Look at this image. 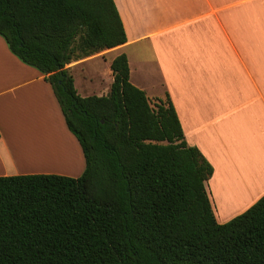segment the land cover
<instances>
[{
    "label": "trees",
    "instance_id": "obj_1",
    "mask_svg": "<svg viewBox=\"0 0 264 264\" xmlns=\"http://www.w3.org/2000/svg\"><path fill=\"white\" fill-rule=\"evenodd\" d=\"M0 36L51 85L86 161L78 178L0 176V264H264V196L217 221L213 166L126 54L107 95L78 94L66 66L127 42L114 0H0Z\"/></svg>",
    "mask_w": 264,
    "mask_h": 264
},
{
    "label": "crops",
    "instance_id": "obj_2",
    "mask_svg": "<svg viewBox=\"0 0 264 264\" xmlns=\"http://www.w3.org/2000/svg\"><path fill=\"white\" fill-rule=\"evenodd\" d=\"M114 2L127 42L66 68L111 55L108 86L97 88L105 96L110 64L126 54L131 82L160 90L154 98L169 95L187 144L213 166L207 189L217 221L241 215L264 196V0ZM85 168L51 85L0 36V176L78 178Z\"/></svg>",
    "mask_w": 264,
    "mask_h": 264
},
{
    "label": "rangeland",
    "instance_id": "obj_3",
    "mask_svg": "<svg viewBox=\"0 0 264 264\" xmlns=\"http://www.w3.org/2000/svg\"><path fill=\"white\" fill-rule=\"evenodd\" d=\"M110 56L111 55H109L107 57H110ZM100 57L101 56H99L97 59H95L91 62H88L84 65H81V66L74 68L72 73H71L74 80L77 82V85L75 87H77L76 89L78 90L79 95H81V97L84 94H88L87 92H89V91H86V92L83 91L82 86H86L88 84L92 85V89L90 88V90H92L91 91L92 93H89V94L99 95L102 91H101V89L99 90L97 88L103 87V85L106 84V81H108V79L110 78V77H108V74H107L108 73V67H107V63L105 61L108 58L106 56L101 57V58ZM90 77H91V79H90ZM90 80H92L93 83L90 82ZM103 81H104V84H103ZM106 85L108 86V84H106ZM109 88L110 87L105 86V92L106 93L108 92ZM154 93L160 94V90H155V91L148 90V91H146L147 96L151 99L152 102H154L156 99V98L152 97V96H154ZM164 98H165V96L163 97V99ZM12 176H16V175H12ZM219 220L224 221L227 219L220 218ZM223 223H226V222H223Z\"/></svg>",
    "mask_w": 264,
    "mask_h": 264
},
{
    "label": "bare ground",
    "instance_id": "obj_4",
    "mask_svg": "<svg viewBox=\"0 0 264 264\" xmlns=\"http://www.w3.org/2000/svg\"><path fill=\"white\" fill-rule=\"evenodd\" d=\"M225 196H226V192H225ZM228 198V197H227ZM226 200H229V199H226ZM225 202V201H224ZM230 201L226 202L227 204L229 203Z\"/></svg>",
    "mask_w": 264,
    "mask_h": 264
}]
</instances>
